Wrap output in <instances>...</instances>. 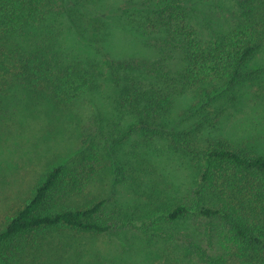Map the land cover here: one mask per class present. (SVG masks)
<instances>
[{
    "label": "trees",
    "instance_id": "1",
    "mask_svg": "<svg viewBox=\"0 0 264 264\" xmlns=\"http://www.w3.org/2000/svg\"><path fill=\"white\" fill-rule=\"evenodd\" d=\"M263 76L264 0H0V99L50 118L113 92L77 124L75 156L1 213L0 264H264V154L199 142ZM126 170L137 198L111 206L101 187Z\"/></svg>",
    "mask_w": 264,
    "mask_h": 264
},
{
    "label": "rangeland",
    "instance_id": "2",
    "mask_svg": "<svg viewBox=\"0 0 264 264\" xmlns=\"http://www.w3.org/2000/svg\"><path fill=\"white\" fill-rule=\"evenodd\" d=\"M234 8V6H233ZM77 54L79 50L76 49ZM84 56V55H83ZM264 77V76H263ZM255 85L243 87V93L237 103L227 108L222 122L210 131H203L200 143L209 138H226L238 145L245 146L264 154V78ZM6 91V89H5ZM2 93V92H1ZM0 93V95H2ZM11 99H0V215L19 198H25L33 189L34 183L46 172L47 167L54 166L75 156L77 152V124H87L94 116H99L104 109L112 108L113 92L101 91L100 94L88 96V100L73 106L70 109L55 110L47 116L43 110L37 118L30 117L31 109L22 97L13 93ZM192 103L190 97L178 100L173 115L176 122L182 119L178 116L180 108H186ZM27 113L28 117H22ZM121 115H119L120 117ZM195 119L189 118L183 128H191ZM105 124V123H104ZM110 124V123H109ZM113 126H109L112 129ZM141 140V135H135L130 144H124L122 152L126 155L134 151V141ZM136 143V142H134ZM143 147H139V150ZM133 156V154L131 155ZM133 163L137 166L134 158ZM154 168L151 177L156 179L159 187L168 190V184L173 178V170L166 166ZM160 168L164 170H160ZM129 170L125 174L114 173L101 187L103 197L114 204L126 207L137 198L138 187L135 182H130ZM137 174L134 173V176ZM151 178V179H152ZM151 179H146L143 189L151 187ZM148 185V186H145ZM170 189V188H169ZM145 201L141 198L139 203ZM145 221V220H144ZM142 225V222L137 223ZM225 240V241H224ZM222 256L232 247L236 253L237 244L233 246L230 239H224ZM116 243H108L110 251L106 253L114 259V253L119 247ZM127 247L126 244H120ZM125 245V246H124Z\"/></svg>",
    "mask_w": 264,
    "mask_h": 264
}]
</instances>
